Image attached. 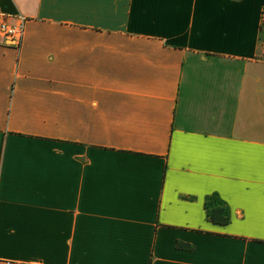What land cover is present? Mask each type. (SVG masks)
<instances>
[{"label":"crops","instance_id":"1","mask_svg":"<svg viewBox=\"0 0 264 264\" xmlns=\"http://www.w3.org/2000/svg\"><path fill=\"white\" fill-rule=\"evenodd\" d=\"M0 12V264H264V0Z\"/></svg>","mask_w":264,"mask_h":264},{"label":"built area","instance_id":"2","mask_svg":"<svg viewBox=\"0 0 264 264\" xmlns=\"http://www.w3.org/2000/svg\"><path fill=\"white\" fill-rule=\"evenodd\" d=\"M26 17L21 14L7 15L0 12V38L6 44L19 47L24 35ZM5 264H37L33 262L5 261Z\"/></svg>","mask_w":264,"mask_h":264},{"label":"trees","instance_id":"3","mask_svg":"<svg viewBox=\"0 0 264 264\" xmlns=\"http://www.w3.org/2000/svg\"><path fill=\"white\" fill-rule=\"evenodd\" d=\"M207 207H208L207 215L212 221L217 223H226L229 220V212L226 207L224 206L213 207L212 203L207 204Z\"/></svg>","mask_w":264,"mask_h":264},{"label":"rangeland","instance_id":"4","mask_svg":"<svg viewBox=\"0 0 264 264\" xmlns=\"http://www.w3.org/2000/svg\"><path fill=\"white\" fill-rule=\"evenodd\" d=\"M263 33H264V24H263Z\"/></svg>","mask_w":264,"mask_h":264}]
</instances>
